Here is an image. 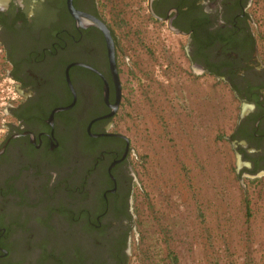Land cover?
<instances>
[{
	"label": "flooded vegetation",
	"instance_id": "flooded-vegetation-1",
	"mask_svg": "<svg viewBox=\"0 0 264 264\" xmlns=\"http://www.w3.org/2000/svg\"><path fill=\"white\" fill-rule=\"evenodd\" d=\"M108 3L71 0L110 31L117 87L103 33L81 27L67 0H0V59L14 90L0 137V264H130L136 181L115 127L120 45ZM144 6L143 19L183 39L191 70L229 90L236 174L263 179L264 0Z\"/></svg>",
	"mask_w": 264,
	"mask_h": 264
},
{
	"label": "rangeland",
	"instance_id": "rangeland-1",
	"mask_svg": "<svg viewBox=\"0 0 264 264\" xmlns=\"http://www.w3.org/2000/svg\"><path fill=\"white\" fill-rule=\"evenodd\" d=\"M107 1L120 45L115 127L136 181L130 264H264V178L236 174L229 90L191 70L181 37L142 18L145 0ZM5 72L0 59V137L14 92Z\"/></svg>",
	"mask_w": 264,
	"mask_h": 264
},
{
	"label": "water",
	"instance_id": "water-1",
	"mask_svg": "<svg viewBox=\"0 0 264 264\" xmlns=\"http://www.w3.org/2000/svg\"><path fill=\"white\" fill-rule=\"evenodd\" d=\"M67 3H68L70 13L80 23L81 27L93 26V27H96L99 30H101V32L103 33V35L105 37L106 45H107V50H108V58H109V63H110L111 77H112L113 82L115 83V85L117 87L119 82H118V75H117L115 57H114V45H113V41H112V38L110 35V31L98 19L75 11L72 8L71 0H67ZM171 31H173V30H171ZM173 32H175V31H173Z\"/></svg>",
	"mask_w": 264,
	"mask_h": 264
},
{
	"label": "trees",
	"instance_id": "trees-1",
	"mask_svg": "<svg viewBox=\"0 0 264 264\" xmlns=\"http://www.w3.org/2000/svg\"><path fill=\"white\" fill-rule=\"evenodd\" d=\"M246 209H248V206L246 207ZM172 264H177V261L174 258L172 259Z\"/></svg>",
	"mask_w": 264,
	"mask_h": 264
}]
</instances>
